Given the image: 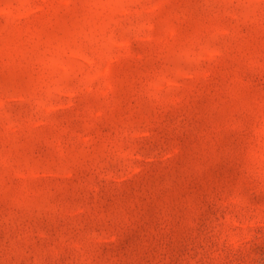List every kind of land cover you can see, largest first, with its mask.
Returning a JSON list of instances; mask_svg holds the SVG:
<instances>
[{"label":"rangeland","instance_id":"obj_1","mask_svg":"<svg viewBox=\"0 0 264 264\" xmlns=\"http://www.w3.org/2000/svg\"><path fill=\"white\" fill-rule=\"evenodd\" d=\"M0 264H264V0H0Z\"/></svg>","mask_w":264,"mask_h":264}]
</instances>
